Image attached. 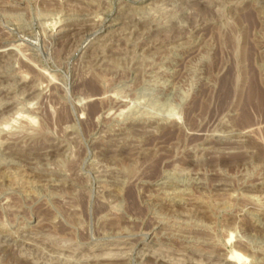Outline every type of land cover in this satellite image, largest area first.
I'll use <instances>...</instances> for the list:
<instances>
[{"label": "rangeland", "instance_id": "374dc122", "mask_svg": "<svg viewBox=\"0 0 264 264\" xmlns=\"http://www.w3.org/2000/svg\"><path fill=\"white\" fill-rule=\"evenodd\" d=\"M263 110L264 0H0V264H264Z\"/></svg>", "mask_w": 264, "mask_h": 264}, {"label": "bare ground", "instance_id": "6f19581e", "mask_svg": "<svg viewBox=\"0 0 264 264\" xmlns=\"http://www.w3.org/2000/svg\"><path fill=\"white\" fill-rule=\"evenodd\" d=\"M226 82V81H225ZM224 83V82H223ZM225 86V85H224ZM256 84L254 85V83H252V85L251 86H249L250 87V90H249V94H253V96L255 97V99L254 98H252V99H254V100H257L258 102H256V103H258V104H261L262 102L261 101H263V99L261 100V101H259L260 99H261V95H260V93H259V91H258V88H256ZM92 88V87H91ZM223 88H226V87H223ZM225 90V89H224ZM227 91V90H226ZM230 91V90H229ZM221 95V94H220ZM248 96V95H247ZM249 97L251 98L252 97V95L250 96L249 95ZM247 98V97H246ZM249 98V99H250ZM249 99L247 100L246 99V101L247 102H249ZM251 101V100H250ZM261 102V103H260ZM251 103H255V102H253V101H251ZM247 104V103H246ZM258 104H256L257 105V107H258ZM247 106V105H246ZM245 106V107H246ZM250 106H251V104H250ZM253 107H254V104L252 105ZM244 107V108H245ZM261 107V106H260ZM255 108V107H254ZM259 108V107H258ZM263 108V107H262ZM245 110V109H244ZM258 110H261V109H258ZM246 111H247V109H246ZM246 111H245V113H246ZM264 111V110H263ZM247 112H249V111H247ZM246 116V115H245ZM248 117V116H247ZM250 118V117H249ZM243 121V120H242ZM6 199V198H5Z\"/></svg>", "mask_w": 264, "mask_h": 264}]
</instances>
